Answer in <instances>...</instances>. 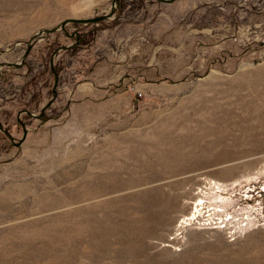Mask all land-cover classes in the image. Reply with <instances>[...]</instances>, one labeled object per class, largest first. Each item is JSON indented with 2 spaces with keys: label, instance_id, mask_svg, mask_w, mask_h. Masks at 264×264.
<instances>
[{
  "label": "rangeland",
  "instance_id": "obj_1",
  "mask_svg": "<svg viewBox=\"0 0 264 264\" xmlns=\"http://www.w3.org/2000/svg\"><path fill=\"white\" fill-rule=\"evenodd\" d=\"M0 122V264H264V0H0Z\"/></svg>",
  "mask_w": 264,
  "mask_h": 264
},
{
  "label": "water",
  "instance_id": "obj_2",
  "mask_svg": "<svg viewBox=\"0 0 264 264\" xmlns=\"http://www.w3.org/2000/svg\"><path fill=\"white\" fill-rule=\"evenodd\" d=\"M163 3H166V4H172L174 3L176 0H159ZM115 4L118 5L119 4V0H115ZM111 18V16H104V17H98V18H95V19H84V20H69V21H66L64 22L62 25H61V29L65 31L66 27L69 25V24H98V23H101L107 19ZM58 29H60V27H58ZM57 28L56 29H52L51 31H49V33H54L58 30ZM29 54V53H28ZM0 130L5 133V135L11 140V141H14V138L13 136L4 129L3 125L0 123ZM27 136H28V130L25 129L24 130V136H23V139L17 144V146H20L22 145L26 139H27Z\"/></svg>",
  "mask_w": 264,
  "mask_h": 264
},
{
  "label": "trees",
  "instance_id": "obj_3",
  "mask_svg": "<svg viewBox=\"0 0 264 264\" xmlns=\"http://www.w3.org/2000/svg\"><path fill=\"white\" fill-rule=\"evenodd\" d=\"M122 9H123V7H122V4L120 3L119 7L117 8V11H119V13H120L122 11ZM73 25H74V28L76 29V31H78V32L81 31L80 28H83L85 26H92V24H87V25H85V24H73ZM94 25L97 26L96 24H94ZM114 26H116V24ZM101 30H103V28ZM99 31H100V29H96V31L92 30L90 32V35H83V36L77 35L75 37V43H78V47H74L73 51L84 50L86 48H89L90 45L92 44V43H89V37H92L91 42H94L96 34ZM41 121L46 122V121H48V119H46V120L41 119Z\"/></svg>",
  "mask_w": 264,
  "mask_h": 264
},
{
  "label": "crops",
  "instance_id": "obj_4",
  "mask_svg": "<svg viewBox=\"0 0 264 264\" xmlns=\"http://www.w3.org/2000/svg\"><path fill=\"white\" fill-rule=\"evenodd\" d=\"M101 92H103V91H101ZM102 94H103V93H102ZM82 106H84V105H82ZM81 108H82V107H80L78 110L81 111ZM84 108H85L84 110L86 111V110H89V109L91 108V106H90V105H89L88 107H85V106H84ZM100 108H102V111H103V105H101ZM98 123H99L100 126H103V116L100 117ZM84 132H86V131H85V130H81V134H83ZM69 134H70L71 136H73V135H74V132H73V133H67L66 131H62V132H60V129L57 128V129H55V135H56V137L54 138V140H56V143H57V142H60L61 144H63V143H65V142H68V141H69V139H63L65 136L71 137V136H69ZM75 134H76V133H75ZM87 134H88V133H87ZM84 138H85V137H84Z\"/></svg>",
  "mask_w": 264,
  "mask_h": 264
},
{
  "label": "flooded vegetation",
  "instance_id": "obj_5",
  "mask_svg": "<svg viewBox=\"0 0 264 264\" xmlns=\"http://www.w3.org/2000/svg\"><path fill=\"white\" fill-rule=\"evenodd\" d=\"M85 25H86V24H85ZM77 35H80V32H77V34L75 35V37H76ZM74 47H78V43H75L74 46L71 47V49L73 50ZM28 53H29V52H28ZM28 53H27L26 56H24V59H25V60H27V58H28ZM25 60H24V61H25ZM46 119H47V118H46ZM48 120H49V119H48ZM40 121H41V120H40ZM0 123H1V122H0ZM1 124H2V123H1ZM2 125H3V124H2ZM3 127H4V129H5V126H4V125H3ZM23 129H24V130L26 129V128H25V125H23ZM5 130H6V129H5ZM0 131H1V130H0ZM6 131H7V130H6ZM1 132H2V131H1ZM8 132H9V131H8ZM4 134H5V133H4ZM13 138H14V137H13ZM9 140H10V139H9ZM10 142L13 143V144H15V145L18 144L17 141H16V138H14V141H11V140H10Z\"/></svg>",
  "mask_w": 264,
  "mask_h": 264
},
{
  "label": "bare ground",
  "instance_id": "obj_6",
  "mask_svg": "<svg viewBox=\"0 0 264 264\" xmlns=\"http://www.w3.org/2000/svg\"><path fill=\"white\" fill-rule=\"evenodd\" d=\"M168 127V126H167ZM164 129H165V132H167L168 131V133H165V134H167L168 136H170V135H172L171 134V130L169 129V127H168V129H166V126H164ZM212 130H213V128L211 127L210 129H209V133H212ZM175 134V133H174ZM173 134V135H174ZM173 147V146H172ZM129 149V148H128ZM113 174H116L114 171L112 172ZM113 174H112V176H113ZM199 212V211H198ZM197 212V213H198Z\"/></svg>",
  "mask_w": 264,
  "mask_h": 264
},
{
  "label": "built area",
  "instance_id": "obj_7",
  "mask_svg": "<svg viewBox=\"0 0 264 264\" xmlns=\"http://www.w3.org/2000/svg\"><path fill=\"white\" fill-rule=\"evenodd\" d=\"M219 223L221 224V223H222V221L220 220V221H219Z\"/></svg>",
  "mask_w": 264,
  "mask_h": 264
}]
</instances>
